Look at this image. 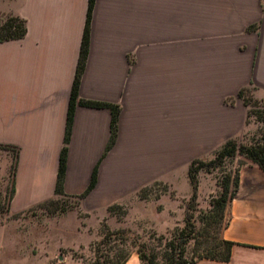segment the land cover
Masks as SVG:
<instances>
[{
	"label": "crops",
	"instance_id": "crops-1",
	"mask_svg": "<svg viewBox=\"0 0 264 264\" xmlns=\"http://www.w3.org/2000/svg\"><path fill=\"white\" fill-rule=\"evenodd\" d=\"M88 0H0V24L20 21L19 38L0 40V144L16 148L9 212L53 199L68 100ZM253 28H250V27ZM264 97V0H93L74 103L62 192L83 193L84 210L104 213L155 181L170 184L187 164L243 128L241 87ZM231 99V103L225 102ZM9 151V150H5ZM5 155L3 172L9 171ZM220 237L227 260L264 264V171L239 170ZM123 264H141L130 252Z\"/></svg>",
	"mask_w": 264,
	"mask_h": 264
},
{
	"label": "rangeland",
	"instance_id": "rangeland-1",
	"mask_svg": "<svg viewBox=\"0 0 264 264\" xmlns=\"http://www.w3.org/2000/svg\"><path fill=\"white\" fill-rule=\"evenodd\" d=\"M250 97L243 128L235 136L242 141L264 131V123L248 113L257 108L253 100L260 101L259 108L263 109L264 97L252 90ZM218 146L197 159L208 161ZM7 154L11 161L12 151L0 148V205H4L10 186L8 172H3ZM250 165L238 155L225 158L216 166L204 165L196 172L193 198L185 173V182L182 175L172 176L169 185L155 181L146 186L142 196L137 191L136 196L122 204H113L111 210L105 208L103 214L84 210L81 198L67 195L54 197L56 201L31 207L23 213L12 214L8 210L0 214V264H93L97 255L107 253L113 257L117 248L129 252L140 248L159 261L168 251L171 234L180 229L177 240L185 241L182 249L187 259L211 253L215 251L214 237L228 216L225 210L221 220L211 218L214 212L209 211V202L221 190L224 176L232 178ZM210 220L217 223L209 226ZM114 230L122 234L110 235L108 242L96 245L103 234Z\"/></svg>",
	"mask_w": 264,
	"mask_h": 264
},
{
	"label": "trees",
	"instance_id": "trees-1",
	"mask_svg": "<svg viewBox=\"0 0 264 264\" xmlns=\"http://www.w3.org/2000/svg\"><path fill=\"white\" fill-rule=\"evenodd\" d=\"M93 0H88L87 4V10H86V16H85V23L83 28V34L80 44V51H79V57L75 69V74L72 82L71 92L68 100V106H67V116L65 121V129H64V135L62 139V145L59 151L58 156V166H57V174H56V180L54 185V194L55 196H63L62 192V179L64 175V169H65V156H66V144L68 141L69 136V129H70V123H71V112L74 106V103L77 102L82 105L86 106H106L110 111V125H109V137L106 145V150L112 145L115 139L116 134V120H117V114H118V107L116 105L106 104V103H98V102H91V101H83V100H77L75 101L76 97V89L78 85V79L79 75L83 68V62L85 58L86 53V41H87V30H88V22H89V14L90 9L92 6ZM250 28H253L252 26ZM24 28L20 21H18L14 17H7L1 24H0V40H7V39H13V38H19L23 35ZM251 86L241 87L237 93L236 97L239 98L243 104V106L246 108L250 102L251 99ZM260 101L253 100V105L257 108L253 111H248V113H253L255 115V119L258 122L264 123V108H259L258 105ZM261 107H264V101L261 102ZM247 114V112H246ZM0 148L4 150H11L12 151V158L11 163L9 166L8 171V178L10 181L9 186V193L6 196L4 205H0V214L5 213L8 211L9 208V201L13 193V176H14V170H15V154H16V148L7 144H0ZM236 155L241 156L248 160L252 165H256L261 170L264 171V131H259L254 136H251L248 140L243 141L241 139H238L236 137H231L226 139L223 143H221L218 148L213 152L212 158L208 161L204 162L201 159L194 158L189 161L187 165V178L188 182L191 188V197L193 198L195 196L197 181H196V172L202 168L204 165H219L225 158H233ZM95 179V169H93L89 183L83 193L80 195H77V198H82L88 190L93 186ZM231 185V188H230ZM238 185V175L235 173V175L230 178L229 176H224L221 181V190L219 193L210 200V212H214L211 216L215 217L217 220H221L223 218V215L225 214V210L227 212V204L234 196ZM148 188V187H147ZM146 187H143L138 190L139 196H142V193H144L147 190ZM56 199H49L46 200L36 206H43L45 203L48 202H54ZM114 207V205L107 206V210H111V208ZM217 223V221L210 220L209 226H213ZM226 222L223 224L222 228L225 226ZM191 228H194V225L191 224ZM221 228V229H222ZM182 231L180 229L178 232L175 230L174 233L171 234V237L167 241L168 245V251H166L161 258V260L157 261L156 257L153 255H149L146 252H143L142 249L138 248L136 250L138 259L141 264H194V260L197 258H208V259H215V260H222L225 261L229 257V249L231 245L233 244L231 241L224 240L220 237V231L219 234L214 237V247L215 251L211 253H207L205 255L198 256L195 259H187L184 255V250L182 249V244L185 242H178L179 238V232ZM122 234V231L120 230H114L109 231L105 234H103L102 238L96 243V245H101L106 242H108L110 235H120ZM185 239V238H184ZM186 240V239H185ZM120 242V241H119ZM98 252V251H97ZM129 251H126L122 248H117L114 251L113 257H109L107 253H104L102 255H97L94 259L93 264H123V262L126 260V258L129 255ZM101 256V259H100Z\"/></svg>",
	"mask_w": 264,
	"mask_h": 264
}]
</instances>
